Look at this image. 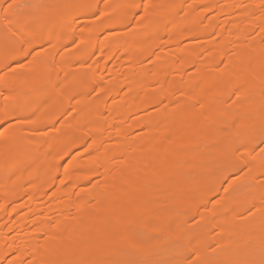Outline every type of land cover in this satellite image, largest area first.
Here are the masks:
<instances>
[{"label":"bare ground","instance_id":"1","mask_svg":"<svg viewBox=\"0 0 264 264\" xmlns=\"http://www.w3.org/2000/svg\"><path fill=\"white\" fill-rule=\"evenodd\" d=\"M0 264H264V0H0Z\"/></svg>","mask_w":264,"mask_h":264},{"label":"snow or ice","instance_id":"2","mask_svg":"<svg viewBox=\"0 0 264 264\" xmlns=\"http://www.w3.org/2000/svg\"><path fill=\"white\" fill-rule=\"evenodd\" d=\"M8 7L10 8V7H12V5H9Z\"/></svg>","mask_w":264,"mask_h":264},{"label":"rangeland","instance_id":"3","mask_svg":"<svg viewBox=\"0 0 264 264\" xmlns=\"http://www.w3.org/2000/svg\"><path fill=\"white\" fill-rule=\"evenodd\" d=\"M22 5H24V4H22Z\"/></svg>","mask_w":264,"mask_h":264}]
</instances>
